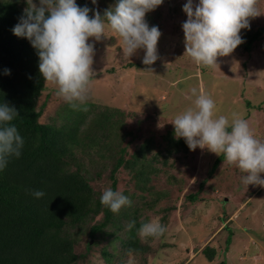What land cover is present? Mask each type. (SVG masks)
<instances>
[{
  "label": "rangeland",
  "instance_id": "1",
  "mask_svg": "<svg viewBox=\"0 0 264 264\" xmlns=\"http://www.w3.org/2000/svg\"><path fill=\"white\" fill-rule=\"evenodd\" d=\"M16 1L23 8L31 6V0ZM118 2L76 0L77 6L92 10V17L95 11L114 9ZM187 2L163 0L146 14L149 28L157 26L161 33L158 59L152 65L142 63L144 49L127 58L120 38L108 29L99 40H88L94 49V76L87 99L83 104L77 101V108L120 118L125 132H131L123 142L128 153L149 139L153 146L148 153L156 158L157 172L149 182L152 194H147L136 190L124 169L118 170L115 191L126 193L131 206L122 209L132 211L134 217L120 215L118 230L105 228V234L93 240L82 234L73 247L81 255L78 264H264V187L245 185L246 174L223 164V154L199 148L191 151L186 141L176 151L164 140L174 128L175 117L193 106L191 89L195 88L214 100L217 117L223 115L231 121L235 113L264 142V32L250 54L235 49L228 56H218L216 66L197 65L185 54L182 25L187 20L183 12ZM32 3L40 6V0ZM198 3L193 0L194 8ZM257 6L261 15L250 18L249 28L240 31L243 42L264 27V0H258ZM56 92L55 86L45 83L36 103L41 111L38 122L65 127L75 119L60 117L69 103ZM173 138L178 139L175 134ZM260 178L264 179V173ZM90 184L102 194L111 181L95 177ZM101 217L99 213L87 227ZM134 218L135 224L129 228ZM157 218L166 232L142 239L141 225Z\"/></svg>",
  "mask_w": 264,
  "mask_h": 264
},
{
  "label": "trees",
  "instance_id": "2",
  "mask_svg": "<svg viewBox=\"0 0 264 264\" xmlns=\"http://www.w3.org/2000/svg\"><path fill=\"white\" fill-rule=\"evenodd\" d=\"M26 8L16 0H0V104L17 110L10 126L24 140L20 157H10L0 170V264H78L81 255L73 247L82 234L93 240L105 234V228L118 230L120 215L134 217L132 211L121 208L114 214L103 206L102 194L90 180L106 177L115 191L116 174L122 168L136 190L152 194L149 182L157 172L156 158L149 156L153 146L149 139L128 153L123 142L131 132H125L122 120L113 119L112 113L92 115L69 104L60 117L73 116L72 123L55 128L38 122L41 111L36 103L45 89L38 50L27 38L13 34ZM106 10L100 11L102 18ZM263 32L264 27L257 29L236 49L250 54ZM174 134L172 128L164 140L179 151L185 140L174 139ZM34 191L45 195L37 199ZM99 213L101 219L87 227Z\"/></svg>",
  "mask_w": 264,
  "mask_h": 264
},
{
  "label": "clouds",
  "instance_id": "3",
  "mask_svg": "<svg viewBox=\"0 0 264 264\" xmlns=\"http://www.w3.org/2000/svg\"><path fill=\"white\" fill-rule=\"evenodd\" d=\"M93 4L96 0H92ZM163 0H119L114 9L106 10L103 18L98 11L87 6H77L76 0H40V6L32 3L25 9L19 23L13 28L17 37L27 38L38 50L39 72L45 83L57 88L56 95L74 109L87 99V92L94 76L93 45L89 38L99 40L108 29L120 38L123 54L129 58L138 49H144L142 63L152 65L157 59V43L161 33L157 26L149 28L145 21L148 12L155 10ZM258 0H193L183 6L187 20L182 29L185 38V54L197 65L216 66L218 56H228L243 40L242 29L249 28V19L260 16ZM47 13V15H46ZM9 75L10 71L5 70ZM193 106L178 114L174 122L175 136L183 138L188 148H197L223 154V164L236 166L242 173L245 185L264 187V142L256 139L249 122L235 113L231 121L226 116L215 115L216 105L207 94L197 93ZM191 99V97H189ZM83 111H88L85 107ZM18 116L14 107L0 104V170L10 157L19 158L24 140L10 122ZM230 129V131H229ZM39 199L45 193L34 191ZM103 206L118 214L131 201L119 191L105 189L100 198ZM135 222L129 224L133 227ZM166 232L159 219L141 225L139 236L160 237Z\"/></svg>",
  "mask_w": 264,
  "mask_h": 264
},
{
  "label": "bare ground",
  "instance_id": "4",
  "mask_svg": "<svg viewBox=\"0 0 264 264\" xmlns=\"http://www.w3.org/2000/svg\"><path fill=\"white\" fill-rule=\"evenodd\" d=\"M43 90V89H42ZM82 123V122H81ZM121 134V133H120ZM125 134V133H124ZM122 150V149H121ZM123 158V157H122ZM180 208V207H179ZM162 215V214H161ZM161 222V221H160ZM125 226V225H124ZM99 238V237H98ZM120 238V237H119ZM123 238V237H122ZM127 239V238H126ZM125 239V240H126ZM131 245V244H130ZM125 246V245H124ZM128 250V249H127ZM212 250V249H211ZM127 255V254H126ZM120 256V255H119Z\"/></svg>",
  "mask_w": 264,
  "mask_h": 264
}]
</instances>
